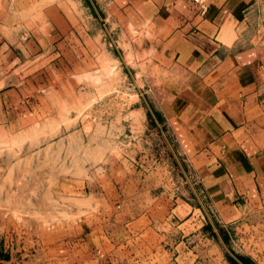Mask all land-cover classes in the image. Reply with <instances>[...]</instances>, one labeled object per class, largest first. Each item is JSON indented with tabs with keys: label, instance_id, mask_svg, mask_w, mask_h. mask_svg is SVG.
<instances>
[{
	"label": "rangeland",
	"instance_id": "374dc122",
	"mask_svg": "<svg viewBox=\"0 0 264 264\" xmlns=\"http://www.w3.org/2000/svg\"><path fill=\"white\" fill-rule=\"evenodd\" d=\"M98 1L0 0V264H264V198L215 205L169 124L188 75Z\"/></svg>",
	"mask_w": 264,
	"mask_h": 264
},
{
	"label": "crops",
	"instance_id": "0c3cea01",
	"mask_svg": "<svg viewBox=\"0 0 264 264\" xmlns=\"http://www.w3.org/2000/svg\"><path fill=\"white\" fill-rule=\"evenodd\" d=\"M207 1L205 15L192 0L98 2L109 20L133 13L157 66L173 79L188 75L169 124L215 205L230 213L246 197L264 198V0ZM16 50L5 51L13 65L31 53Z\"/></svg>",
	"mask_w": 264,
	"mask_h": 264
},
{
	"label": "built area",
	"instance_id": "2783aa9c",
	"mask_svg": "<svg viewBox=\"0 0 264 264\" xmlns=\"http://www.w3.org/2000/svg\"><path fill=\"white\" fill-rule=\"evenodd\" d=\"M196 5L199 6L201 13L205 15L208 11V4L207 0H192Z\"/></svg>",
	"mask_w": 264,
	"mask_h": 264
},
{
	"label": "trees",
	"instance_id": "16d2710c",
	"mask_svg": "<svg viewBox=\"0 0 264 264\" xmlns=\"http://www.w3.org/2000/svg\"><path fill=\"white\" fill-rule=\"evenodd\" d=\"M205 229L210 230V231L213 230L211 226H207V228H205ZM225 237H226V235H225ZM226 239H227V238H226ZM242 263H243V264H248L249 261H248L246 258H242ZM233 264H237V263L233 262Z\"/></svg>",
	"mask_w": 264,
	"mask_h": 264
}]
</instances>
